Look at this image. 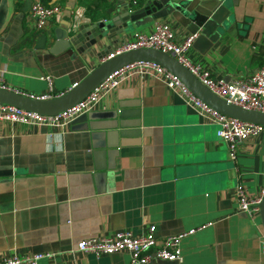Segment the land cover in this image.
Wrapping results in <instances>:
<instances>
[{"label":"crops","instance_id":"crops-1","mask_svg":"<svg viewBox=\"0 0 264 264\" xmlns=\"http://www.w3.org/2000/svg\"><path fill=\"white\" fill-rule=\"evenodd\" d=\"M41 1L61 13L36 31L33 0H0L3 84L25 95L68 92L104 62L103 53L136 33L152 34L157 23L178 42L199 33L186 56L217 80L250 77L262 62L264 0H178L161 19L105 33L84 55L58 50L57 32L106 22L148 0ZM120 111L139 128L118 135L112 150L102 128ZM89 113L93 119L59 128L0 121V264L40 254L50 257L37 264H129L127 252L97 256L77 244L119 231L140 237L151 227L161 242L204 226L184 239L181 263L151 264H264L261 218L237 212L236 199L239 186L251 196L264 189V131L238 143L233 163L217 126L153 76H130ZM90 124L99 130L79 128Z\"/></svg>","mask_w":264,"mask_h":264},{"label":"built area","instance_id":"built-area-1","mask_svg":"<svg viewBox=\"0 0 264 264\" xmlns=\"http://www.w3.org/2000/svg\"><path fill=\"white\" fill-rule=\"evenodd\" d=\"M30 13L34 29L41 31L53 23L61 13V7L45 4L41 0H33ZM198 35L199 33H192L183 41L178 42L167 24L157 23L152 34L136 33L133 40L125 42L104 59L109 60L122 53L139 49H155L168 53L220 98L246 110L264 113V44L260 67L250 77L236 78L226 83L217 80L209 71L202 69L199 65L192 64L188 60L186 53L193 46ZM132 75L153 76L163 81L169 89L180 91L187 103L192 105L207 122L217 126V135L228 144L230 160L233 163L238 160V143L253 139L264 131L263 125L245 123L215 111L193 95L177 77L165 68L148 62L135 63L117 71L85 100L61 115L42 116L15 107L0 105V121L23 125H42L48 128L70 126L75 119L92 111L107 94ZM46 80L49 84V91L52 92V79L47 77ZM0 88H6L3 84L1 71ZM28 96L41 100L54 98L50 95L43 97ZM263 197L264 189L259 195L251 196L243 186H239L236 190L237 212L246 213L254 221L260 216V205ZM204 228L206 226L201 229ZM198 230L172 235L162 239L161 242L156 237L155 227H151L148 233L140 237H136L128 231H119L112 236L82 240L77 244V249L97 256L127 252L130 255L129 264H151L153 259L181 263L183 261L182 243L184 239ZM262 248L264 253V241ZM49 257L50 255L42 254L33 257L13 256L4 259L1 264H37L40 260Z\"/></svg>","mask_w":264,"mask_h":264},{"label":"water","instance_id":"water-1","mask_svg":"<svg viewBox=\"0 0 264 264\" xmlns=\"http://www.w3.org/2000/svg\"><path fill=\"white\" fill-rule=\"evenodd\" d=\"M177 2L178 0H148L140 4L139 8L134 11L130 7L125 6L122 13L106 22L86 27L80 31L67 32L59 30L55 46L58 50L74 48L81 55L87 54L91 51L92 47L103 39L105 33L113 35L115 32L120 31L121 34H124V32L134 28V25L150 23L161 19L172 13L179 6ZM97 30L100 31V35L97 33ZM112 51V49L106 51L103 53V57H107ZM139 62H148L165 68L177 77L193 95L215 111L245 123L264 126V113L249 111L228 103L211 92L175 57L155 49H139L125 52L112 59L105 60L83 81L56 98L46 100L35 99L12 89L0 88V105L15 107L42 116H58L85 100L117 71ZM128 115V113L120 111L108 117L109 121L106 122L105 128L102 129L107 131L105 134L109 139V149L114 150L118 148L116 144L118 135L124 137L131 134L128 129L139 128L138 122H129ZM93 117L94 115L91 113L81 115L72 122V125H79L93 119ZM82 126L79 128L99 130L92 124ZM132 133L138 134L139 132L133 131ZM260 218L264 229V197L260 205Z\"/></svg>","mask_w":264,"mask_h":264}]
</instances>
